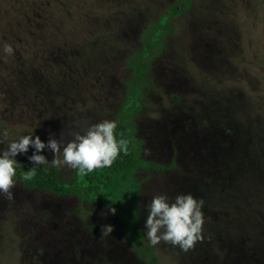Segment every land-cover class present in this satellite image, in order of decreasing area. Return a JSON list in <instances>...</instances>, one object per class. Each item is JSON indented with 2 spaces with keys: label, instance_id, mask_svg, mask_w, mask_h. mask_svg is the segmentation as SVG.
<instances>
[{
  "label": "rangeland",
  "instance_id": "1",
  "mask_svg": "<svg viewBox=\"0 0 264 264\" xmlns=\"http://www.w3.org/2000/svg\"><path fill=\"white\" fill-rule=\"evenodd\" d=\"M13 1L0 0V150L20 135L68 142L73 131L115 120L140 150L129 175L143 231L157 194L204 202L201 238L188 250L145 237L160 264H264V0H86L95 5L90 29L77 37L53 36L60 23L48 25V0ZM33 1L43 11L22 19L20 5ZM9 22L49 34L50 61L74 67H30L36 54L13 44ZM32 152L16 159L32 163ZM41 166L69 189L17 182L14 198L0 194V264H143L104 203L103 184L76 186L85 175L75 169ZM103 225L113 232L102 235Z\"/></svg>",
  "mask_w": 264,
  "mask_h": 264
},
{
  "label": "clouds",
  "instance_id": "2",
  "mask_svg": "<svg viewBox=\"0 0 264 264\" xmlns=\"http://www.w3.org/2000/svg\"><path fill=\"white\" fill-rule=\"evenodd\" d=\"M3 52L11 54L12 46L4 42ZM116 128L115 120L105 119L73 131L70 134L72 139L68 142L51 137L45 142L38 135L33 137L32 133L8 141L6 147L0 150V194L8 199L14 198L11 189L17 180H32L41 165H50L52 168L67 165L81 175L97 168L110 167L120 153L126 154L129 150V139L123 133H116ZM4 135L7 136L6 131ZM30 146L33 152L27 159L33 166L24 170L16 157L18 154H27ZM45 148L54 153L51 161L42 154ZM203 203L202 199L196 198L192 193L177 194L171 200L167 194L153 196L147 205L148 215L145 220L144 235L148 242L153 246L164 241L183 250L191 248L201 238L204 224ZM109 211L115 214L116 208L110 207ZM113 230V225H103L101 228L102 235H110Z\"/></svg>",
  "mask_w": 264,
  "mask_h": 264
},
{
  "label": "trees",
  "instance_id": "3",
  "mask_svg": "<svg viewBox=\"0 0 264 264\" xmlns=\"http://www.w3.org/2000/svg\"><path fill=\"white\" fill-rule=\"evenodd\" d=\"M48 1L50 3L49 5H51L50 11H53V18L48 19V25L54 19L58 20L60 23V25H57L56 27H51L53 36L57 32L58 36L61 35L63 37L68 35L77 37L78 35L85 34V32L90 29L87 22L91 17L89 14L91 11L88 12L87 9L92 10L95 7L93 2L89 3V1H87L88 3H86V0H77V2H75V0ZM185 1L188 2V0ZM4 3L15 4L16 2L13 0H5ZM178 3L180 4V1ZM20 6L23 7H21V10L25 7L26 9L24 10L28 11L25 12V16L22 17V19H25L27 15L28 18L32 17V19H35V17L43 11V9H40L41 7H39V3L36 1L31 2L29 5L21 4ZM175 12H180L178 6H175ZM21 14L22 13H19V15L12 14V18L20 20V17L22 16ZM163 24L164 22L160 20L159 30L162 28ZM8 25L13 34V44L17 47H21V50L22 48L25 49V46H28L26 51H34V54H36V57L34 56V62H32L34 66L30 67H74L75 63L72 61L67 62V60H65L56 64H53L50 61V57L53 54L55 47L51 44V36L49 34L48 38H46V34L43 35V33H39L40 31H37V29L30 30L31 33H29L24 31V26L17 27L16 24L12 22H9ZM41 25L43 29L45 23L44 25ZM88 48L87 45L77 47L81 52H84ZM151 48L152 45L145 44L143 47L144 54H148ZM132 60L131 65L137 67L134 58ZM25 67L29 66L26 65ZM115 131L116 133H123L128 139L124 131L118 125ZM117 138L119 139V135ZM129 141L128 152L126 154L120 153L110 167L101 168L96 173H88L81 182L76 181L75 184L76 186H81L82 184L85 185L86 182H90L91 186H96L97 181L100 184H103L105 186V191L109 195L104 203L109 207L116 208L115 213L119 216L120 221V233L123 238L130 243L138 260L143 264H160L159 257L154 251V248L146 243L144 231L141 229L142 215L137 199V185L129 175L130 169L141 162L140 150L130 139ZM22 165L24 170H28V168L33 166L32 163L29 162L23 163ZM93 176H97V178L94 179ZM17 182L31 190L36 189L57 194L66 193L67 189H69L68 183L59 175L58 171L49 169L46 166L38 167L37 174L32 180L20 181L18 179Z\"/></svg>",
  "mask_w": 264,
  "mask_h": 264
}]
</instances>
